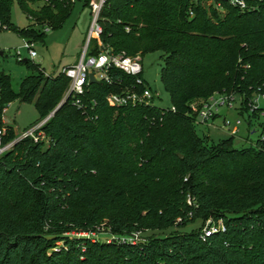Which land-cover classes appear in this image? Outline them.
<instances>
[{"label": "trees", "instance_id": "16d2710c", "mask_svg": "<svg viewBox=\"0 0 264 264\" xmlns=\"http://www.w3.org/2000/svg\"><path fill=\"white\" fill-rule=\"evenodd\" d=\"M14 1L33 23L18 32L34 43L45 40L46 29H61L77 1L90 3L0 0L6 30ZM246 1L244 11L224 2V12L201 0H110L104 6L102 42L129 56L161 53L160 78L172 107H110L107 96L136 80L112 69V84L87 86L85 111L69 97L43 126L50 146L24 140L4 154L0 264H264V143L235 148L234 137L207 143L192 109L217 92L244 95L246 102L264 94V0ZM23 63L33 74L19 94L0 74V127L8 104L33 103L39 123L68 91L64 74ZM246 114L253 126L258 115L244 107L240 115ZM14 136L10 127L6 141ZM188 196L197 207L188 205ZM178 218L179 227L223 220L227 230L205 242L201 229L168 233ZM102 225L115 235H163L137 246L66 236Z\"/></svg>", "mask_w": 264, "mask_h": 264}, {"label": "built area", "instance_id": "2783aa9c", "mask_svg": "<svg viewBox=\"0 0 264 264\" xmlns=\"http://www.w3.org/2000/svg\"><path fill=\"white\" fill-rule=\"evenodd\" d=\"M72 1L76 2V0ZM109 1L110 0H96L89 4V8L91 9V24L82 55L76 64L64 67L61 71L70 81L68 91L63 101L67 97H73V104L80 110L85 111V106L82 103L81 97L86 93L87 86L91 84L90 75L93 74L97 82L104 81L108 84H112L109 72L112 69H118L134 77L136 80L134 85L126 88L122 93L109 94L106 98L109 106L113 108L154 106L155 101L159 98V94L154 93L141 77L144 73L142 56L140 54L129 56L125 51L115 52L101 40L103 34V28L100 23L101 12ZM192 1L198 3L200 0ZM224 2L242 11L248 9L246 0H201L202 5L205 7H213L219 12H224ZM0 28L3 30L7 29L1 22ZM126 30L129 32L130 28H126ZM46 31L48 32L50 29H46ZM24 43V47L28 50L30 57L35 58L38 55L35 50V43L28 40H24ZM19 54L18 52V55ZM10 105L11 103L4 109V114L7 112ZM244 107L249 109L250 115L254 113L258 115L257 118L253 119V125L261 118L264 119V94L258 92L246 102L244 95L217 92L207 100L202 101L200 105L194 104L192 106L193 112L196 115L194 123L197 126L207 127V129H218L225 132L230 137L235 138L238 136L239 128L243 124L240 113ZM221 110H226L228 112L235 111L237 113V118L231 120L221 113ZM173 111H175L174 108ZM53 113L30 128L24 130L19 129V132H16L13 128L15 136L9 141H6V138L9 136L10 128L0 127V158L7 152L13 150L18 143L24 140H31L35 144H43L46 147L50 146L53 143V139L46 135L43 131V126L53 116ZM245 116L248 117V114ZM219 118H222L221 126L215 124ZM261 124H264V121L258 123L259 136L255 142H250L251 145H255L258 140L264 143V126L262 127ZM249 127V129H251L253 126ZM246 142L249 143V140ZM187 203L190 207H197L195 200L190 196H188ZM192 218L193 212L189 214V219ZM182 221V218H178L176 226L181 224ZM226 230L227 228L223 220L216 221L210 218L204 222L200 230L199 238L205 242L211 236L218 233H225ZM146 232L148 231L138 230L126 235H115L109 228L102 225L97 227L94 232H73L66 234V236L71 238H85L95 243L104 242L107 244L116 243L117 245L137 246L149 242V237L145 235ZM102 234L105 235L104 238L100 237Z\"/></svg>", "mask_w": 264, "mask_h": 264}, {"label": "rangeland", "instance_id": "374dc122", "mask_svg": "<svg viewBox=\"0 0 264 264\" xmlns=\"http://www.w3.org/2000/svg\"><path fill=\"white\" fill-rule=\"evenodd\" d=\"M92 1L96 0H90V2ZM8 22L11 27L8 30L0 32V52H3V55H0V74L9 77L13 91L19 94L23 80L33 74V71L23 63V60L26 59L32 64L40 65L45 73L50 76L60 74L64 67L74 65L79 61L91 24V9L85 7L83 1H77L73 13L65 25L61 29L48 31L43 42L35 43V50L38 54L35 58L30 57L28 50L24 47V40L18 32L19 30L28 28L33 23L21 11L16 1H14L11 8ZM18 52L20 53L19 55ZM161 55V53L157 52L143 57V78L148 87L154 93L159 94L155 105L162 109H170L172 107L170 96L160 78L163 66ZM221 113L227 114V117L231 120L237 118L235 111L228 112L221 110ZM40 118L39 111L33 103H23L20 100L12 102L7 112L2 114L3 127H12L16 132H19V129L24 130L34 126ZM240 118L243 124L239 128L238 136L235 137V148L247 147L251 145V141L255 142L259 136L258 123L264 121L261 118L249 129L247 116H240ZM215 124L221 126L222 118H219ZM196 131L205 142L210 144H218L230 138L225 132L214 128L207 129V127L197 126ZM247 140H249V143L246 142ZM202 225L201 221L188 222L185 226H176L174 229L168 231V233L173 231H198L202 228ZM145 235L150 237L153 235L162 236L163 234L148 231ZM100 237L104 238L105 235L102 234Z\"/></svg>", "mask_w": 264, "mask_h": 264}, {"label": "water", "instance_id": "95a60500", "mask_svg": "<svg viewBox=\"0 0 264 264\" xmlns=\"http://www.w3.org/2000/svg\"><path fill=\"white\" fill-rule=\"evenodd\" d=\"M0 55H3V53L2 52H0ZM26 61V59L25 60H23V62H25ZM90 83H96L97 81H96V79L94 78V75L93 74H91L90 75ZM69 97H67L63 102H61V104L58 106V108L54 111V113L62 106V104H64L65 102H66V100L68 99ZM54 113H53V115H54Z\"/></svg>", "mask_w": 264, "mask_h": 264}, {"label": "crops", "instance_id": "0c3cea01", "mask_svg": "<svg viewBox=\"0 0 264 264\" xmlns=\"http://www.w3.org/2000/svg\"><path fill=\"white\" fill-rule=\"evenodd\" d=\"M38 56V55H37ZM225 116H228L227 114H225Z\"/></svg>", "mask_w": 264, "mask_h": 264}]
</instances>
